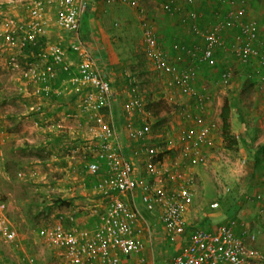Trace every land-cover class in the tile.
Here are the masks:
<instances>
[{
    "label": "built area",
    "instance_id": "built-area-1",
    "mask_svg": "<svg viewBox=\"0 0 264 264\" xmlns=\"http://www.w3.org/2000/svg\"><path fill=\"white\" fill-rule=\"evenodd\" d=\"M186 1L189 5L197 4V0ZM119 2L137 13L145 53L154 69L167 76V87L190 100L189 104L178 108L181 145L172 152L166 151L171 150L170 144L173 143L171 131L164 129L159 138L155 135L153 115L146 110L144 98L134 90L131 98L122 105V130L129 143L128 151L123 147L120 126L112 115L114 92L111 82L97 68L80 35L81 20L89 9L88 0H9L13 9L18 6L24 8L25 15L3 23L0 30L4 42L21 51L39 49L36 61L21 63L11 57L9 66L20 70L37 86V95L54 91L52 80L58 70L67 74L66 87L71 85L79 93L81 88H88L80 95L78 112L69 114L67 118L73 120L74 129L88 136L89 153L83 156L85 171L90 178H98L94 189L108 198L104 210L96 204L78 206L71 214H58L53 224L38 227L33 233L44 244L60 252V264H123L129 257L134 258V264H146V245L137 228L141 218L138 199L146 210L159 214L169 242L186 239L185 246L173 258L174 264H264V251L250 245V242L255 244L258 241V234L244 222L230 219L216 230H187L186 214L195 196L192 168L208 165L211 155L207 150L214 147L212 133L217 124L206 119L210 92L198 89L194 68H182L178 65L181 58L172 60L163 49L151 14L144 5L146 0ZM219 2L228 4L229 10L216 13L208 29L194 26L204 47L193 56L201 64L206 63L215 51L222 48L230 49L242 63L258 60L253 76L264 84V39L260 35L259 23L248 17L247 1ZM173 3L164 1L162 10L175 13L177 8H173ZM53 26L72 40L70 51L77 58L75 71L66 60L67 51L60 45L40 48L42 38ZM230 28H235L237 33L232 41L227 42L225 31ZM220 78L225 84L231 83L234 79L232 69L222 70ZM103 108L108 110V116L101 113ZM182 123L188 128L181 126ZM57 128L62 129V124L58 123ZM156 139L160 144L154 143ZM78 149H74L72 155ZM160 154L162 158L153 163ZM144 162L146 166L140 169L139 164ZM142 170L150 178L141 175ZM18 175L23 177L21 172ZM218 207V203L212 205V208ZM78 213L96 218L97 222L83 228L75 222ZM0 240L17 249L21 246L17 230L8 221L7 203L1 199ZM22 263L37 264V260L25 255Z\"/></svg>",
    "mask_w": 264,
    "mask_h": 264
},
{
    "label": "rangeland",
    "instance_id": "rangeland-1",
    "mask_svg": "<svg viewBox=\"0 0 264 264\" xmlns=\"http://www.w3.org/2000/svg\"><path fill=\"white\" fill-rule=\"evenodd\" d=\"M178 1V14H169L168 16V14L161 11L160 6L154 7L151 12V18L153 19L158 40L162 46L164 45V41H166L169 45H172V43L170 42L171 39L168 40V36L171 34L177 36V31L181 32L180 34H182L184 38H189V41H191V43L193 42L192 40H194V38L191 39L190 37H188L190 35L189 33H191V24L189 20L187 19L186 21H184L185 17L189 18L188 13L190 11V8L185 5V3L183 2L184 0ZM246 1L250 17H257L264 20L263 1ZM1 2H5V0H0V4ZM101 2L104 3L101 8L107 9L106 16L109 18L111 24V32L109 33V35L111 36V46L115 50L111 52L113 53L112 57H117L115 56V52H117L119 54V58H125L126 56H129L128 58H131L130 60H133L132 64L126 65L127 70L129 74L138 72L136 74L137 78L135 77L134 79L137 83V89L141 94V97L144 98L145 102H147L146 100H148L149 98H152L153 100H159L162 98L173 105L189 104V101L186 99V97H183L181 94H179L178 91L169 89L167 87L166 75L162 73V75H159L152 70V64L149 65L146 64L147 62L143 61L144 51L140 26L139 23H137L135 16L132 14V11L129 8L120 6L116 3L105 4L106 2ZM221 8L225 10L227 6L223 5V7ZM17 13L19 15H15L13 17L10 14L6 18H20L25 12L21 9V11ZM116 15H121V18H123L121 20H125L128 25L125 26L124 23H120V19L119 21L116 20ZM4 16L5 15H0V26L5 19ZM84 18L85 17L83 16L82 19L84 20ZM182 19L184 23L180 22L182 21ZM85 20L86 21H83L81 23L82 27L86 26L87 23L90 24L89 20ZM208 20H210V18ZM128 21H130V23ZM167 26L169 29H172L171 33L167 31ZM122 31L125 32V36H128L130 39L122 37L124 40L126 39V41H124V44L120 49V44H116L115 40L112 39ZM2 41L3 40L0 39V196L6 199L5 202L8 206V221L17 230L21 246L17 249L12 244L0 240V264H23L22 258L25 255L34 257L37 260V264H60V252L44 244L43 241L35 236L33 230L38 227L51 225L54 220H56L57 213L59 211H67V206L57 205L53 203L56 199H58V197H62L61 195H65L64 193L60 192V190L58 189L60 186L58 185V183H55L56 181L54 182L53 180L65 182L69 178L55 174L50 169H48L47 166H45L48 163L46 159L49 156L45 154L39 155V153L34 149L25 151H18L15 149V144H17V142L19 143V140L21 139H23L24 142H32L30 144H34V141H38L40 138H42L36 136L38 134V130L36 129L38 128L37 126H35L33 120H26L22 122L18 121L19 115H27L29 111L34 112L35 109L33 105L38 102L35 101V103L33 104L34 101H30L32 103V108L29 107L27 110L23 106V102L19 100V98L21 97L20 92H22L20 89L22 87L21 78L17 73L12 72L13 70H11V68L9 67L7 57L8 52L2 49V47L5 45ZM8 47L11 48L10 46L6 45V48ZM164 50L167 51V47H165ZM13 52L16 51L13 49ZM167 54L173 56L169 52ZM181 56H183L182 52L179 53V57ZM18 61H22V58L20 57ZM214 62L215 61L209 62L211 63V66L208 67L211 69L208 72H212L213 70V73L206 75L205 77H203V79L205 81L204 85L208 84L207 91L210 92V102L214 104L213 109L210 112L209 110L207 111V115L208 113L212 114L214 116V121H217V118H219L220 108L224 104V98H228L232 94H239L240 90L248 83V74H246L245 76L244 67L236 62L231 61L232 66L237 69L236 71L239 70L238 72L242 74V77L236 80L235 77L237 73H235L233 69L235 80L233 79V82L225 84L221 81L218 71L219 66H217ZM118 63H120L119 67L121 68L122 62L118 61ZM193 65L194 64L192 63L189 66ZM193 67L195 68V66ZM143 69L146 71L141 72V70ZM118 77L120 80L121 75L118 74ZM252 77L254 76L252 75ZM122 85L125 88L123 86L119 88V104H123V102L128 100V98L131 97L130 95H132L130 92V87L126 84ZM261 89L262 88H256L248 92L246 96L247 99L245 100H252L251 102H261L262 100H264V89ZM70 90L71 89L66 91L68 92V102L70 101L72 93L75 92ZM43 102L44 101H40V103ZM61 103L62 102L57 104L60 105ZM255 106L256 104L249 107L248 111H252L253 114H248L247 118L249 120L247 122H245L244 120H240L236 112H233L232 116H234V128H232V132H234V135H238L239 138L242 137V122H245L244 128L248 126V122H251V125L249 124V127H253L254 124H258V126L260 125L261 129H264V105H258L256 107ZM255 109H257V112H254ZM56 111L58 112L59 110L56 108ZM180 121L181 120L178 117H175L174 119L171 118L166 124V126H168L171 131V139L173 143L170 144V146L172 151H174V149L177 148L181 143L178 140H174L175 135L176 138H178L177 134L178 129L180 128V126L178 128V124L180 123ZM82 133L86 135L84 132ZM84 135H81L80 137L79 135L75 134L73 136H75L76 139L72 140V142H75L74 146H72L73 150L75 149V147L79 148L78 152L73 155L74 160H72V162L75 161L76 165L73 166V179L69 180L73 182L70 183L71 187L73 186V184L75 185L73 189L70 190V193H74L76 195H78L79 193L77 187L79 186L78 184L80 182V179H85L80 168L81 166L84 167L83 164L85 160L83 159V156L87 154V152H89L87 150V143L90 140L88 139L87 135ZM155 135L158 138L161 137V131L159 130L155 132ZM121 140L122 142H125V137L123 134L121 135ZM261 142H264V136H259L255 144H260ZM239 150L240 149H238V151H235L233 149H226L222 144L221 139L219 137H216L214 141V147L210 150V154L212 155L211 161L207 165V167H204L203 169V179L200 181L201 177L198 178V198L199 201H201V203L204 202V204H201V209H199L200 214L194 218V223H191L190 231L193 228L214 230L215 226L221 223H225L230 219L239 220L249 225L248 227L258 234V248L264 251V209H262L263 212H261L260 210L262 205L264 206V201H260L259 203L255 202V205L258 207L257 213H253L256 215L255 217L249 216L250 220L247 218L241 219L238 215L233 213V211L236 210L235 207H233L231 211H229V214H226L227 211L223 209V205L221 203L222 200H220L221 207H219L218 209H212L210 207L212 202H215V199L212 196V194L215 193L217 196L216 198L218 199H222L228 196L230 193H233L235 196H243L245 200L243 199V203L240 202L244 208L243 213L245 212L246 208H248V205H250L249 203H253L251 200L254 198L255 190H249V188L246 186L247 183H243V181H247V179L249 178V171L246 164H243L242 157L244 156L240 154ZM39 156H43V158H40ZM66 156L72 157L71 152H66ZM139 166L140 169H143L144 166H146V162L140 163ZM29 168L36 169V171L40 174V181L42 177L43 181H49V183L51 182L49 186L47 188H44L43 186L45 185H42V181L40 182L38 181V179L30 178L28 175H25V173H27L26 170ZM19 172L23 173V177H19ZM56 175L57 178L55 179L54 176ZM90 182L91 185H93V181L90 180ZM67 183L64 184L66 185ZM205 183L207 184L206 188L204 187L206 185ZM91 188H93V186H91ZM209 191L213 192L209 194ZM76 203L79 206H84V201L77 200ZM83 220L85 219L83 218L82 221ZM87 221L88 220L84 222ZM84 222H81L80 226L86 228L88 224L86 225L84 224ZM165 252L169 253V255L163 257L162 259L171 260L173 257L171 252Z\"/></svg>",
    "mask_w": 264,
    "mask_h": 264
},
{
    "label": "crops",
    "instance_id": "crops-1",
    "mask_svg": "<svg viewBox=\"0 0 264 264\" xmlns=\"http://www.w3.org/2000/svg\"><path fill=\"white\" fill-rule=\"evenodd\" d=\"M24 1H27V0H24ZM101 1L106 2L105 4L116 3L120 6L129 8L128 6L121 4L119 2V0H101ZM101 1L100 0H88V3H89L88 8L89 9L85 13V15H84L85 18H84V20L83 19L81 20V23L83 21H86L85 19H87V20H89L90 24L87 23L86 26H83V27L81 26L82 29H80V35H81V39L85 42L86 46L88 47V49L91 53V56L95 59L97 68L101 72H103V74L106 76V78L111 82V86H112V89L114 92V100L112 103L113 104L112 115H113V118L116 121L117 125L120 126V140H121L122 134L125 137V142H122V140H121V142H122L125 150L128 151L129 143H128L125 132L122 130V126L124 124V116H123V112H122V105L123 104H119V98H118L119 88H121L123 86L122 84H127V83L122 82V76L119 80V77H118V74H116V71L121 70L126 65L132 64L133 60H130L128 58L129 56H126L125 58H127L126 59L127 63H125V61L123 60L121 63L122 67L120 68L119 67L120 63H118V60L119 61L121 60V59H119V54L117 52H115V56H117V57H112L113 53H111V52L115 51V50L111 46V44H112L111 43V36L109 35V33L111 32V30H110L111 24H110L109 18L106 16L107 15V9L101 8V6L104 4ZM164 1H166V0H146L144 5L147 8L148 12L151 14L153 8L156 6H160V8H161V5ZM170 1H173L176 5L175 7L179 8L178 7L179 6L178 0H170ZM262 1L264 3V0H262ZM183 2L185 3L186 6H192V7L196 6V9H198V10L193 11V12L189 11V13H188L189 18L185 17L184 21L189 19V21H191L193 23V20H194L195 26L199 27L200 29L210 28V26L212 25V23L214 21V19H213L214 15L216 13H219V11H213V8L214 7L216 8V6H218L217 0H197V2H196L197 4H195V5H189L186 0H184ZM224 5H226L227 8L225 10L222 9L220 12H226L229 10L228 4H224ZM204 7H206L207 10L206 9L204 10L203 9ZM0 8H1L0 15H2V16L5 15L4 16L5 19L1 23V26L3 25L4 22H7L9 20L8 18H6L8 15L11 14L14 17L15 15H19L17 12L21 11V9L23 11H25L24 8H21L20 6L13 9L14 7L9 3V0H5V2H1ZM201 8L204 11L201 10ZM129 9L132 11V14L135 16V19L137 20L136 12L131 8H129ZM161 11L164 12L162 10V8H161ZM206 11H207L208 15L206 14ZM211 11H213V12H211ZM178 12H179V10L175 11L176 14H178ZM247 12H248V17H250L249 11H248V6H247ZM164 13H166V12H164ZM175 13H171V14L173 15ZM166 14H168V16H169L170 13H166ZM24 15H25V13H23V15L21 17H24ZM263 15H264V13H263ZM116 17H117L116 20L119 21V19H120V21H121L120 23H124L125 26L128 25L127 22H125V20H121V19H123V18H121V15H119V16L116 15ZM209 18H210V20H208ZM251 19H254L259 23L260 35L264 39V20H262L261 18L259 19L257 17L251 18ZM128 22L130 23V21H128ZM180 22L184 23L183 19ZM137 23H138V20H137ZM1 26H0V29L3 28V26L2 27ZM166 28H167V31H169L170 33L172 32L171 28L169 29L168 26ZM190 30H191L190 31L191 33H189L190 35L188 37H190L191 39L194 38V40H192L193 41L192 43H191V41H189V38H184L183 35L180 34L181 32L177 31V36H175L173 34L168 36V40L171 39L170 42L172 43V45H169L166 41H164V45L162 47H163V49L165 47H167V51L173 55V56H171L168 54V56L172 60H178V59L182 58L181 62L179 61V63H178V65L181 66L182 68H194L193 66H195L194 69L196 70L197 76H198L197 87H198V89L205 91V90H207L208 84L204 85L205 81H204L203 77H205L206 75L212 74L213 70H212V72H208L209 70H211L210 68H208L211 66V63L206 62V63H202L203 64L202 65L193 56L194 53H196V52L198 53L201 51V48L204 47V42L200 37H198L196 35L195 27L193 24L191 25ZM140 32H141V38H142L141 28H140ZM121 33H118L112 39V40H115L116 44H118V43L120 44L119 45L120 49L122 48L124 41H126V39L124 40L122 37L130 39L128 36L127 37L125 36V32L122 31ZM236 33H237V30L235 28H230L227 30V32L225 31L226 41L227 42L232 41L233 37ZM1 34H2V32L0 33V36H1ZM0 39H2L3 40L2 42L5 44L2 47V49L4 51L8 52V55H7L8 65H9V61H10L9 58H11V57H15L17 59H19L21 57L22 58V61H20L21 63L36 61V55L39 52V49L27 48V49H24L21 51L18 48L17 49L12 48V47L6 48V45L9 46V44H6L4 42L5 40H4L3 36H1ZM71 41L72 40L68 34H66L65 32H62L57 27L53 26L51 29H49L47 36L42 38V40H41L42 47L40 46V48H46L49 45H60L62 47V49L67 51L66 60L69 62V64H71L72 70L74 69V71H75L77 69V67L75 65L77 58H76L75 53L70 51ZM173 41H176V42H173ZM106 43H108V44H106ZM142 44H143V42H142ZM13 49L16 52H13ZM143 51H144L143 52L144 53L143 54L144 55L143 61L147 62L146 64L151 65V63H149V60H148L149 58L147 57V55L145 53L144 44H143ZM167 51H166V53H168ZM188 51H190V52L188 53ZM180 52H182V54H183V56H181V57H179ZM128 55H129V53H128ZM120 57H122V56H120ZM177 57H179V58H177ZM185 58L187 59V61ZM211 61H215L214 63L217 66H219L218 71H219L220 77L222 74V70L230 68V69H232V72H233V69H234L235 73H237V75L235 74L236 80L240 79L242 77V74H240V72H238L239 70L236 71L237 69H235L232 66L231 61L240 64L241 66L244 67L245 76H246V74H248L247 75L248 83L246 84V86H248L249 83L253 82L254 89H256V88H262L261 90L264 89V84L260 80H258L256 77H252L254 70L258 66V60H252L250 63L245 64V63H242L241 61H239L233 55V53L231 52L230 49L219 48V50L214 52V55H213ZM192 63L194 65L189 66ZM236 63H234V64H236ZM140 64H142V63H140ZM185 65H187V66H185ZM143 67H145V66H143ZM197 68H198V71H197ZM220 69H222V70H220ZM11 70H13L12 72L17 73L19 75V77L21 78L22 87L20 89L22 92H20L21 97L20 98L18 97V98H19V100H21L23 102V106L28 110L29 107L32 108V103L30 101H34L33 104L35 103V101L38 102V103H35L33 105L34 109H35L34 112L29 111L27 115H25V114L19 115L18 121L22 122V121H26V120H33L35 126H37V128H38V129H36V130H38V132H37L38 134L36 136L42 137L38 141H34V144H30L32 142H30V143L24 142L23 139H21V140H19V143L17 142V144H15V149L18 150V148L19 149L24 148V150H18V151H25V150L34 149L35 151H37L39 153V155L45 154V155L49 156L46 159V161H48V163L45 166H47L48 169H50L53 173L69 178L65 182H60L59 180H53L54 182L56 181L55 183H58V185L60 186L58 188L60 190V192L65 194L64 196L61 195L62 197H58V199L66 201V202H57V203L53 202V203L57 204V205H63V206L68 207L67 211H59L57 213V215L60 213L61 214H71L79 206L76 203L77 200L78 201L79 200L84 201L83 207H86V206L91 207V206H94L96 204L100 209L104 210L108 204V198L105 195L99 194L94 189V185H95L98 178H90L88 173L85 171V162L83 164L84 167H82V166L80 167L82 170L81 172L83 173V176L85 179H83V178L80 179V182L78 184L79 186L77 187L79 193H78V195H76L74 193H70V190L73 189V187L75 186L73 184V186L71 187L70 183H73V182H71L69 180L73 179V177H72V174L74 172L73 166H75L76 163H75V161L72 162V160H74L73 155H72V157L66 156V152H69V153L71 152V154H72V151H73L72 146H74V143H75V142H72V140L76 139V137L73 135L77 134L81 137V135H84V134L82 133V131H78L77 129H74L73 120L70 118H67V117L69 114H74V113L78 112V106L77 105H78L81 93L79 94L77 99H73V100L71 99L69 102L66 101V102H63L60 105H58L57 103L62 102L61 100L60 101H54V100H51L50 98H48L49 96H47V95H43V94L37 95L35 92V89L37 88V86L35 84H32V82H30L22 74H20L21 73L20 70H18V69L16 70V69H12V68H11ZM152 70L155 71L156 73H158L159 75L163 74V73L161 74V72L155 70L154 67L152 68ZM62 72L63 71L60 70L59 74L60 75L63 74L66 76V73L65 72L62 73ZM126 73H127L128 77L131 76V74H129L128 70ZM249 74H252V75H249ZM66 78H67V76H66ZM132 78H133L132 80L130 79V83L137 85L134 77H132ZM62 79H64V76H62ZM64 81H65V79H64ZM64 81L60 84V86L61 85L65 86L66 90L68 89V87L71 88V85L66 87L68 83H64ZM119 81H121V82H119ZM119 83H121V84H119ZM72 90L75 91V93H77V91L75 89L72 88ZM132 90H133L131 92L132 95L134 94L133 93L134 90H137V92L139 93L137 86L134 87ZM132 95H130V96H132ZM183 97H185V96H183ZM129 98H131V97H129ZM186 99L188 101H190L188 98H186ZM226 100L227 99L224 98V102ZM40 101H44V102L40 103ZM251 101L250 100H244V102L241 103L242 108L244 107V110H247L246 106H248V110H249V107L254 106L255 104H256V106L264 105V100H262L261 102H257V101L251 102ZM213 105H214L213 103L208 102L209 112L213 109ZM56 108L59 110L58 112L56 111ZM254 112H257V109H255ZM245 113H247V111ZM248 114H253V112L248 111L247 115L244 114V119L240 118V117H239V119L247 122L249 120L247 118ZM106 116H108V114H106ZM177 117L179 118V116H177ZM233 118H234V116H232V118H231L232 128H234ZM172 119H174V118H172ZM207 119L209 120V122L218 123V125H220L219 118H217V121H214V116L212 114L208 113ZM245 122L244 123L242 122V125H241V127H242V129H241L242 137L241 138H242V140H245L246 138L248 139L247 134H249L250 136H254V134H253L254 128H257V132H258L257 135H259L260 137L264 136V129H261L260 125L258 126V124L257 125L254 124L253 127H251V126L249 127V124L251 125V122L250 123L248 122L247 123L248 126L244 128ZM58 123L62 124V129L57 128ZM182 125H183V123L181 124V126ZM183 126H186L188 128L187 125H183ZM186 127H184V128H186ZM178 134H179V132H178ZM178 134H177L178 138H176V135H175L174 140L180 141L179 140L180 137ZM84 136H86V135H84ZM212 136L214 138V141H215L216 137H218V135L215 134L214 131L212 133ZM236 136H238V135H236ZM259 136H258V138H259ZM258 138L256 140H258ZM258 144L259 143L255 144V146L257 147ZM180 145H181V143H180ZM260 145H261V147L264 146V142H261ZM75 149H76V147H75ZM238 149H240L239 150L240 154L244 156V157H242L243 164H246L248 171H249V178L247 179V181H243V183H245V182L247 183L246 186L249 188V190H251V189L255 190L254 197H255V195L260 196L262 198V200H264V164H262L259 167V169L256 173H253L254 154L251 155V151L255 152L256 148L254 147L252 150H250V149L248 150L241 143L239 145ZM238 149L235 151H238ZM210 150H207V152H209V154H210ZM169 152H172V150H169ZM88 153L89 152H87V154ZM39 157L43 158V156H39ZM211 157H212V155H211ZM204 167H207V165H198V166L192 168L194 176H195V196H194V201L192 202V204L189 207L188 212L186 214L187 230L188 231H190L191 223H194V221H195L194 218L200 214L199 209H201V204L202 205L204 204V202L201 203V201H199V198H198L199 197L198 196V188H199L198 178L201 177L200 181L203 179L202 174L204 172V170H203ZM26 171H27V173H25V175H28L30 178L34 175V178L38 179V181H40V179H39L40 174L36 171V169H33V168L30 169L29 168ZM135 174H136V176L139 175L138 173H135ZM250 174H254L255 179H254V177L250 178ZM141 175H144L145 178H150L148 175H146L145 170H142ZM54 178L56 179L57 175L54 176ZM90 180L93 181V185H91ZM41 181H42V185H45V186H43L44 188H47L49 186V184L51 183V182L49 183V181H43L42 177H41ZM67 182H69V183H67ZM64 183H67V184L65 185ZM91 186H93V188H91ZM206 186H207V184L204 187L206 188ZM211 192H213V191H209V194ZM205 194H208V193H205ZM212 196L214 197L215 202H212L210 207L212 208V205L214 203H218L219 207H221L220 206L221 205L220 204L221 199L216 198L217 197L216 193L212 194ZM123 198L126 199V197H123ZM56 200H55V202H56ZM208 204H209V202H208ZM249 204L250 205H248V208H246V210L244 212V217L250 220L249 216H252V217L256 216L255 214L257 213L258 207L255 205V202L249 203ZM137 206L139 207V211L141 213V218L139 219V222L137 224V228L140 229L141 239L145 242V245H146V249L144 252V255L147 259L146 264H174L173 258L182 249V247L185 246L186 239H185V241H184V239L179 240L177 243L169 242L167 239V236L165 234L164 227L161 224L159 214L156 212H149L148 210H146V208L140 203V201L138 199H137ZM218 208H212V209H218ZM262 209H264L263 205L260 209L261 212H263ZM253 213H255V214H253ZM82 214L83 213H78L76 216L75 222L79 226H80L81 222H84L86 220H88V221L84 222V224H86V225L88 224L87 228L91 227L92 224L94 225L97 222L96 218L89 217L85 213H84V215H82ZM226 214H229V212H227ZM83 218L85 220L82 221ZM54 222H55V220H54ZM221 224H219V225H221ZM219 225L215 226L214 227L215 229L214 228L213 229L216 230V228ZM258 241L255 244H251V242H250V245L258 247ZM165 251L171 252V254L173 256L171 260H163L162 259L163 257H166L169 255V253H166ZM134 262H135L134 258L129 257L124 261L123 264H134ZM60 263H61V259H60Z\"/></svg>",
    "mask_w": 264,
    "mask_h": 264
},
{
    "label": "trees",
    "instance_id": "trees-1",
    "mask_svg": "<svg viewBox=\"0 0 264 264\" xmlns=\"http://www.w3.org/2000/svg\"><path fill=\"white\" fill-rule=\"evenodd\" d=\"M217 2H218V6H216V8L214 7L213 11H219L220 12V10L222 9L221 7H223L224 4L219 2V0H217ZM172 6L174 8L176 6L175 3H173ZM188 7L190 8V12L198 10V9H196V6L195 7L188 6ZM203 9L207 10L206 7H204ZM203 9L201 8V10H203ZM213 11H211V12H213ZM206 14H207V11H206ZM189 22L191 25L193 24L195 26L194 20H193V23L191 21H189ZM190 28H191V26H190ZM119 59H121L120 60L121 62L124 60L125 63H127V60H126L127 58H119ZM129 59H131V58H129ZM209 62H207V63H209ZM126 69H127V66L123 67L121 70L116 71V74H120L122 76V81L124 83H127L126 85H128L130 87V92H132L133 91L132 89L134 87H136L137 85L131 84L130 79L132 80L133 79L132 77L135 78L136 74L138 72H134L131 74V76L128 77V75L126 73L127 72ZM220 70H222V69H220ZM59 71L60 70H58V72H57V76L52 80V85H53L54 91L50 92L48 94H43V95L49 96L48 98H50L51 100H54V101H60L61 100L63 103V102H66L68 99V92H66V91L69 89H71L70 91H73V90L70 87H68V89L66 90V88H64V86H62V85L60 86V84L64 81V79H67L66 78L67 74H66V76L63 74L60 75ZM72 71H74V69ZM144 71H146V70H144V69L141 70V72H144ZM62 76H64V79H62ZM197 78H198V76H197ZM253 89H254V85L252 82V83H249L248 86H244L240 90L239 94H237V95L232 94L228 98H226L227 100L224 102V104L220 108V113H219L220 125H218V123H216L217 127L214 129V133L218 135V137L222 141V144L228 150H232V149L237 150L241 143L248 150L249 149L252 150L255 147L256 151L255 152L251 151V155L254 154L253 173H256L258 171L259 167L262 164H264V146L261 147L260 144H258L257 147L255 146L256 139L259 136V135H257V133H258L257 128H254V131H253L254 136H250L249 134H247L248 139L244 138L245 140H242V138L240 139L239 136H236L233 134L232 125H231V118H232L234 111L236 112L238 117L243 118V119H244V114L247 115L248 106H246L247 110H244V107L242 108L241 103L244 102V100L246 99L248 92L252 91ZM87 91H88V88H81L80 93L82 94L83 92H87ZM80 93L79 92H77V93L73 92L72 96L70 97V100L71 99L72 100L77 99ZM146 101H147L146 102V110L148 112H150L154 118L153 130L154 129L157 131L160 130L162 132L167 127V130L170 131V129L168 128V126H166V124L171 118H175V117L179 116V114H178L179 106L170 104L162 98L159 100H153L152 98H149ZM208 109H207V111H208ZM107 111L108 110L106 108L101 109L102 114H105V115L108 114ZM246 111H247V113H245ZM206 119H207V115H206ZM207 121H209V120L207 119ZM178 128H179V125H178ZM159 142H160V140H158V139L154 140V143L155 144L157 143L156 145H158ZM18 150H24V148H20V149L18 148ZM166 151L169 152V150H166ZM161 158H162V154H160L157 159H154L153 163L156 164V162ZM251 177H254V174H250V178ZM254 179H255V177H254ZM0 199L3 201H6V199L2 196H0ZM243 199H244L243 196H241V197L235 196L233 193H230L228 196L221 199L222 200L221 203L223 205V209L226 210L227 212L231 211V209L233 207H235L236 210L233 211V213L238 215L239 218H241V219H246L244 217V213H243L244 208H243V205L241 204V203H243L242 201L245 200V199L244 200ZM251 201L259 203L260 201L263 202L264 200H262V198L260 196L255 195V197ZM57 202H66V201L61 200V199H57L56 202H54V203H57Z\"/></svg>",
    "mask_w": 264,
    "mask_h": 264
},
{
    "label": "clouds",
    "instance_id": "clouds-1",
    "mask_svg": "<svg viewBox=\"0 0 264 264\" xmlns=\"http://www.w3.org/2000/svg\"><path fill=\"white\" fill-rule=\"evenodd\" d=\"M136 16H137V13H136ZM179 106V105H178Z\"/></svg>",
    "mask_w": 264,
    "mask_h": 264
}]
</instances>
